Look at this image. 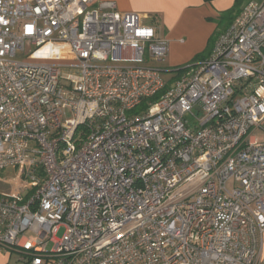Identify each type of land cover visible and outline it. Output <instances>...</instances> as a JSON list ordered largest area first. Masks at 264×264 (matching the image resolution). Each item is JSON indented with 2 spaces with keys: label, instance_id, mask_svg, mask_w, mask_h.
<instances>
[{
  "label": "built area",
  "instance_id": "built-area-1",
  "mask_svg": "<svg viewBox=\"0 0 264 264\" xmlns=\"http://www.w3.org/2000/svg\"><path fill=\"white\" fill-rule=\"evenodd\" d=\"M168 53L111 0H0V172L28 183L0 195V250L264 264V0L208 59L166 72Z\"/></svg>",
  "mask_w": 264,
  "mask_h": 264
},
{
  "label": "crops",
  "instance_id": "crops-1",
  "mask_svg": "<svg viewBox=\"0 0 264 264\" xmlns=\"http://www.w3.org/2000/svg\"><path fill=\"white\" fill-rule=\"evenodd\" d=\"M111 1L121 12L142 15L145 22L156 27L169 41V53L162 67L174 70L193 63L203 53L210 57L212 39L234 21L233 17L223 18V14L233 8L236 0ZM14 255L21 256L19 253L0 250V264H10Z\"/></svg>",
  "mask_w": 264,
  "mask_h": 264
},
{
  "label": "rangeland",
  "instance_id": "rangeland-1",
  "mask_svg": "<svg viewBox=\"0 0 264 264\" xmlns=\"http://www.w3.org/2000/svg\"><path fill=\"white\" fill-rule=\"evenodd\" d=\"M250 1L261 2L263 0H248L243 5V7ZM145 23L149 24V22H147V21ZM191 64H193V63H191ZM191 64H188V65L183 66L181 68L187 67V66H189ZM177 69H179V68H177ZM168 71H176V69H174V70L167 69L166 72H168ZM164 77L167 79L169 77V74L165 73ZM139 112H140L139 108L135 110L136 114H138ZM71 117H72V115L68 111V118H71ZM24 174H25V169L23 167H20L18 169L17 168H8V169H6L4 171H1L0 172V195H8L9 194V196L15 197L17 195L16 192L22 191L21 184H23V185L25 184L26 186L28 184ZM14 191H16V192H14ZM64 233H65V229L61 228L58 231V233L56 234V238L58 240H60L63 237ZM26 236L29 237L30 239L33 238V236L30 233H27ZM51 247H52V244L49 246L48 249H51ZM22 257H23L22 255L20 257L19 256L17 257V256L14 255L13 258H12V261L10 262V264H24L23 261H19V259H21ZM46 264H55V262L54 261H50V262H48Z\"/></svg>",
  "mask_w": 264,
  "mask_h": 264
},
{
  "label": "trees",
  "instance_id": "trees-1",
  "mask_svg": "<svg viewBox=\"0 0 264 264\" xmlns=\"http://www.w3.org/2000/svg\"><path fill=\"white\" fill-rule=\"evenodd\" d=\"M206 2H211V1H213V0H205ZM245 1L246 0H236L235 1V4H234V6H233V8L232 9H230L229 11H227V12H225L224 14H223V18L224 17H233L234 19L236 18V16L240 13V11H241V9H242V7H243V5H244V3H245ZM219 33H217V35H218ZM217 35L212 39V41H211V45L212 46H214V43H215V40H216V38H217ZM212 49H213V47H212ZM212 52V51H211ZM211 55V54H210ZM206 57H208V55H206V53H203L202 55H200V56H198L196 59H195V61L193 62V63H195V62H198V61H202V60H205V59H208V58H206ZM205 58V59H204ZM181 68V67H180ZM177 71V70H176ZM180 71H182V69L180 70H178L177 72H180Z\"/></svg>",
  "mask_w": 264,
  "mask_h": 264
}]
</instances>
